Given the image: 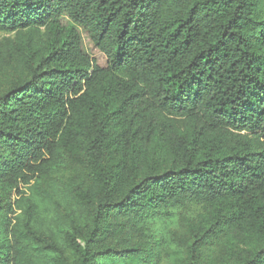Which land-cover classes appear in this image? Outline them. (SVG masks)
<instances>
[{"label": "trees", "instance_id": "trees-1", "mask_svg": "<svg viewBox=\"0 0 264 264\" xmlns=\"http://www.w3.org/2000/svg\"><path fill=\"white\" fill-rule=\"evenodd\" d=\"M0 34V264H159L189 205L182 264H264V0H0Z\"/></svg>", "mask_w": 264, "mask_h": 264}, {"label": "rangeland", "instance_id": "rangeland-1", "mask_svg": "<svg viewBox=\"0 0 264 264\" xmlns=\"http://www.w3.org/2000/svg\"><path fill=\"white\" fill-rule=\"evenodd\" d=\"M5 34H0V41L6 37ZM84 50H88L86 40L83 42ZM1 85V78H0ZM73 177V171L68 167L65 170L62 177L58 179L60 184L70 182ZM0 198L6 200V202L13 204L15 202V195H8L2 187H0ZM66 207V200L63 193L58 192L54 195L52 204L45 207L40 215L39 231L45 232L53 238L59 235V232L65 228V221L62 216V210ZM200 212V208L194 205L186 206L185 208L178 210H170L172 215L170 217L162 216L153 223V228L156 231H162L166 238H170L175 241V245L172 246V250L168 255H163L159 264H182V248L181 239L185 234V224L188 220L194 219ZM20 213V212H19ZM18 213V214H19ZM68 257H71V253L66 251ZM219 250L214 248L210 253V259H215L218 256ZM44 264H48L45 258H42Z\"/></svg>", "mask_w": 264, "mask_h": 264}]
</instances>
